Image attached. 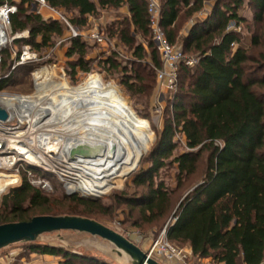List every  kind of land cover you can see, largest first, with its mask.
<instances>
[{
  "label": "trees",
  "instance_id": "trees-1",
  "mask_svg": "<svg viewBox=\"0 0 264 264\" xmlns=\"http://www.w3.org/2000/svg\"><path fill=\"white\" fill-rule=\"evenodd\" d=\"M207 1L214 2L207 18L198 20L186 35L180 34V21L188 22L204 9ZM0 2L17 7L10 17L12 33L29 34L27 39L14 40L12 44H25L38 52L62 36L61 24L44 21L33 12L30 0ZM44 2L68 15V23L78 30L86 28L89 17L126 7L128 16L102 33L108 42L116 36L120 45L132 49L129 66L118 63L114 52L101 63L107 70L120 72L123 85L132 96L144 94L147 88L153 90L161 62L151 40L146 0ZM159 3L160 24L168 43L179 47L186 58L195 59L196 63L193 67L185 62L180 64L176 92L165 101L170 115L153 153L152 166L134 183L145 187L147 192L139 199L119 203L131 210L137 207L140 220L146 223L171 214L172 222L166 227L167 240L189 248L196 260L207 259L211 264H264V92H260L264 89V0H159ZM244 4L251 10L250 18L240 14ZM231 22L237 27L246 25V32L251 34V52L241 45L239 33L227 29ZM133 34L144 41L149 38L150 60L146 59L143 45L134 47ZM69 43L66 56L78 58L70 64V70L75 73L79 68L87 73L88 64L93 62L86 58L90 48L80 37ZM1 54H6L0 63L2 72L7 74L0 80V91L17 69L11 70L14 61H7L5 51ZM140 70L147 73L143 75ZM145 76L151 81L148 87L144 85ZM175 136L179 139L175 140ZM179 144L185 152L172 161L177 166V189L198 172L201 163L203 169L200 182L181 200L172 203L162 184L154 186L153 176L164 166L161 158ZM41 193L24 177L21 186L3 198L0 225L27 222L44 215L97 221L94 217L105 213L96 200L77 196L50 199ZM31 209L40 212L33 216ZM29 250L61 257L60 264H74L78 260L85 264H106L54 246L32 243Z\"/></svg>",
  "mask_w": 264,
  "mask_h": 264
},
{
  "label": "rangeland",
  "instance_id": "rangeland-1",
  "mask_svg": "<svg viewBox=\"0 0 264 264\" xmlns=\"http://www.w3.org/2000/svg\"><path fill=\"white\" fill-rule=\"evenodd\" d=\"M15 1L17 3L21 2V0ZM3 4L4 3L0 2V7ZM61 14L66 19L69 17L63 12H61ZM240 14L246 15L248 16V18H250L251 10L245 5V7L241 10ZM103 16L111 17L112 21H98ZM94 18L96 19L95 25L97 26V29L104 32L105 30H108L109 25H111L112 23H120L123 19V14L120 13V10L102 11L98 13L97 16H94ZM0 22H3L1 16ZM61 23L62 27L68 30L70 33V30L68 29L66 24H64L63 22ZM187 23L188 22L183 23L182 20L180 21L179 24L181 31H185ZM93 24L94 23L89 25V27H91ZM233 29L241 35V45L249 52H251V34L250 32H246V25L243 24L241 27H237L236 25H234ZM4 33L6 34V39H11L13 36L25 34L26 31L20 33H12L10 27V29H6ZM112 38V41H114V45L113 47H111V44H109L108 46L110 47L108 49L112 48L116 51V59L118 63H121V65H123L124 67L129 66V60L133 57L132 49L124 45H116L115 43L118 42V39L116 38V36H112ZM148 43L149 38L144 41L141 36L134 35V47L136 45H143L144 49H146V59L150 60V54L152 52V49L148 47ZM21 45L22 44L14 45L12 43H7L5 47L0 50V59H2V61L4 60L6 54L2 55L1 51H5L8 55L7 61H14L15 56L18 55L21 50ZM53 48L54 44L45 47L44 49H40V51L35 52L37 54V61L17 67V69L14 70L13 77L9 80L7 86L0 91V94L2 93L10 96L19 97L38 96L44 100V105L46 106V103H50L49 100L51 99V95H60L58 89L56 88V84H58L61 79L66 80L71 87H77L83 84L84 82L88 81L90 77H98L102 85L113 87L116 92L123 97V99L132 108L133 112L139 119H144L147 121L150 128L152 140L150 144H148L147 147L144 149L143 153L140 155L139 166L133 171H131L123 179L121 187L116 188L114 186H110L106 193L102 194L99 199H95L96 201H99V203H101L102 207L105 208V213L94 217L98 222H100L104 226L123 235L125 238L132 241L137 247L144 250L148 246V244L152 240H154L163 230H165L166 227L172 222V215L170 214L159 218L153 222L146 223L140 220L137 207L131 210L129 206L119 202L121 200H130L131 198L139 199L142 194H145L147 192V189L145 187L136 186L134 183L137 177H139L142 172L148 170L152 166L153 153L159 145L163 130L166 127L167 118L170 115L169 111L167 110V104L165 102V100H167L168 95L164 96L166 98H164L163 102L158 101L155 76L153 90L147 88L144 94L132 96L130 93H128L125 86L123 85L122 76L120 72H118L117 70H107V67L103 63H101L102 60L99 59L88 64L89 71L87 73L80 71L73 73L70 70V66L64 62L62 63L58 55H56V51L58 49H55V51ZM158 60L160 62L159 56ZM44 69H46L47 71H45ZM140 72L141 74L145 75L147 73V70H140ZM36 73H39V78H37ZM51 73L53 74V76H51ZM6 74V72H2V65L0 63V78L6 76ZM38 82L43 83V89L40 94L37 93V88L35 87L36 83ZM150 84V79L145 76V87H148V85ZM260 92H264V89H262V91ZM66 100V97L61 95L57 98L56 105L58 107H62L64 106ZM0 104L4 107L6 106L3 103ZM55 112L56 111L53 110V108H50V110H48L46 114L42 115L43 117H39L41 120L40 124L42 125L43 122L49 119H59V117H57L59 114ZM24 127L26 128V126ZM174 139L178 140L179 136H175ZM183 152H185L183 145H177L176 148L173 149L167 157L161 158L164 163V166L157 172V174L153 176L154 186L162 184L163 189L167 193H169V197L171 198L172 203L176 200H181L187 194V192H189V190H191V188L195 186V184L199 183L201 180V171L203 169V163H201L198 172L195 175L191 176L188 181H185V183H183V185L177 189V166L173 164L172 161L175 156ZM62 169L63 167H61V170ZM24 177V174H20V180L16 181L15 184L13 183L8 186V189L6 188L0 194V209H2L3 198L12 189L21 186ZM51 183L52 191H44L38 186L33 187L39 189L42 192V195L49 197L50 199L60 200L64 196H82V194L77 191L73 193V195H68L67 193L70 191H68L67 188L65 189L64 186L56 180L52 179ZM121 195L123 197H121ZM39 212V210H30V214H33V216L34 214L35 216L38 215ZM30 244L32 243H17L0 250V264H47L46 262H43L42 259L39 257H32L34 253L29 250ZM35 244L58 247L73 254L89 257L92 259H98V261H102L106 264H130L129 257L124 254H117L115 246H113L111 243L98 237H93L87 234L76 233L71 231L52 232L41 235L35 242ZM176 247L186 250V246ZM197 261L196 259H188V263H198ZM74 264L85 263L78 260L75 261ZM164 264L169 263L166 262Z\"/></svg>",
  "mask_w": 264,
  "mask_h": 264
},
{
  "label": "bare ground",
  "instance_id": "bare-ground-1",
  "mask_svg": "<svg viewBox=\"0 0 264 264\" xmlns=\"http://www.w3.org/2000/svg\"><path fill=\"white\" fill-rule=\"evenodd\" d=\"M0 16L3 21L0 22V45H4V12ZM36 75L40 77L39 73ZM35 87L40 94L43 83L38 82ZM56 88L60 95L50 94V103L46 106L38 96L0 95V103L6 105L12 116L16 115L28 125L20 138L31 148L18 146V140L13 148L28 162L45 165L48 164L44 155L49 152L66 159L74 149L89 151L91 158H76L70 162L67 172L76 178V183H66L68 194L77 191L83 196L101 197L110 186L121 187L123 179L139 166V157L152 140L147 121L139 119L123 97L113 87L102 85L98 77H90L77 87L61 79ZM61 95L67 100L64 106L58 107L57 98ZM50 108L59 114V119H49L41 125L39 117ZM112 150L114 153L110 154ZM15 181V175L0 174V194Z\"/></svg>",
  "mask_w": 264,
  "mask_h": 264
},
{
  "label": "built area",
  "instance_id": "built-area-1",
  "mask_svg": "<svg viewBox=\"0 0 264 264\" xmlns=\"http://www.w3.org/2000/svg\"><path fill=\"white\" fill-rule=\"evenodd\" d=\"M30 1L32 4V10L35 14H39L41 8H47L56 17V21H61L66 24L72 34V38L79 36L60 11L47 6L44 0ZM146 1L151 40L161 62L160 68L157 69L155 73L157 99L159 102H163L164 98H166L164 96L168 95V98L171 99L172 95L176 92L180 64L185 62V64L189 67H193L196 60L186 58L179 47L168 43L166 35L160 24L159 0ZM16 8V5L13 3H4L0 7V13L4 12V21L7 30L10 29V17L16 12ZM234 25L235 24L231 22L227 29L235 31L233 29ZM6 29H4V32ZM22 36L23 35H16L11 39H6V43L4 45H0V50L4 48L7 43H12L14 40L21 39ZM90 38L98 45L110 44L104 34L98 30L91 33ZM35 61H37V54L30 48V46L22 45L19 54L15 56L14 64L11 70ZM4 77L0 78V80ZM0 95H2V93ZM0 108L5 109L8 113L7 120H0V174L15 175L17 177V181L20 180V174H24L30 185L38 186L44 191H52V179L62 184L65 189L66 183L71 182L74 184L76 178L73 177L71 173L68 174L67 172V169L71 166V160L68 156H66V159L59 158L57 153L49 152L44 155L48 165H45L43 162L40 164H33L28 162L24 156L19 153L18 149L13 148V143H15L16 140H18V146L25 147L26 149L31 148L25 139L20 138L23 133L27 131L28 125L25 121H21L16 115L12 116L11 111L1 104ZM24 126H26V128ZM37 137H40V135ZM30 166L33 168H30ZM61 167H63L62 170ZM143 251L148 257L154 259L160 264H164L166 262L169 264L199 263L197 260L196 261L198 263H188V259H194L191 251L180 249L170 243L166 238V229L163 230L154 240H152Z\"/></svg>",
  "mask_w": 264,
  "mask_h": 264
},
{
  "label": "water",
  "instance_id": "water-1",
  "mask_svg": "<svg viewBox=\"0 0 264 264\" xmlns=\"http://www.w3.org/2000/svg\"><path fill=\"white\" fill-rule=\"evenodd\" d=\"M8 113L0 108V120L5 121ZM114 151H110L113 154ZM70 160L76 158H91L92 154L84 148H77L68 154ZM30 168H33L30 166ZM68 194V193H67ZM70 193L68 195H72ZM83 199L95 200L100 197L81 196ZM60 231H71L98 237L116 248L117 254H124L129 257L130 264H160L137 247L132 241L123 235L104 226L98 221L78 216H36L27 222L7 223L0 225V250L17 243H35L43 234Z\"/></svg>",
  "mask_w": 264,
  "mask_h": 264
},
{
  "label": "crops",
  "instance_id": "crops-1",
  "mask_svg": "<svg viewBox=\"0 0 264 264\" xmlns=\"http://www.w3.org/2000/svg\"><path fill=\"white\" fill-rule=\"evenodd\" d=\"M14 3H17L15 0H12ZM214 2L213 1H207L204 3V9L197 13L196 15H194L192 17V19H190L185 27V31H180V34L186 35L189 30L192 28V26L198 21V20H204L207 18L208 13L210 12V10L213 7ZM120 13L123 14V16H128V9L126 7L121 8L120 9ZM40 17L44 20V21H56V17L50 12V10H48L47 8H41L39 11ZM106 21L109 22L111 20V17L109 16H103L101 19H99L98 21ZM112 21V20H111ZM110 21V22H111ZM59 22V21H57ZM96 19L89 17L88 19V25L86 26V28L82 29V30H78L76 28H72L75 30V32H77L79 34L78 37L81 38V40L83 42H85V44L90 48V52L87 55V59L95 61V60H106L112 52L116 53L115 50L108 49L110 46L113 47L114 45V41H112L110 44V46H107L106 44H102V45H98L96 43H94V41H92V39L90 38L91 33H93L95 30L97 29V26L95 25ZM62 26V23L59 22ZM92 23H94L91 27H89V25H91ZM63 28V27H62ZM101 31V30H98ZM102 32V31H101ZM29 37L28 32L26 31L25 34H23L21 39H27ZM72 39V34L71 32L69 33L68 30L63 28V34L61 37H58L54 40V50L58 49L56 51V55H58L60 61L63 63H66L70 66V64H73L75 61H77V56H73L68 58L66 56V52L67 49L70 45V40ZM40 39L38 38L37 42H39ZM116 45H120L119 42L115 43ZM25 45V44H23ZM80 71L79 68L75 69V72ZM81 72V71H80ZM186 250L190 251L189 248L186 247ZM32 257H39L42 259L43 262H46L47 264H60L62 262V259H60V257H56V256H48V255H38V254H33ZM3 260V259H2ZM200 264H211L209 260L207 259H199L198 260ZM1 262V259H0Z\"/></svg>",
  "mask_w": 264,
  "mask_h": 264
}]
</instances>
